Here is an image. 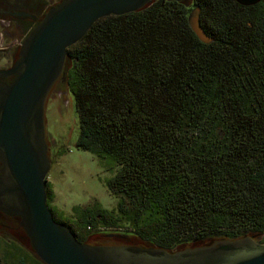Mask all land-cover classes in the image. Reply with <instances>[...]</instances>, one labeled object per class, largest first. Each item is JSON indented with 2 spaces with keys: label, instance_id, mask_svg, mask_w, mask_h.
<instances>
[{
  "label": "trees",
  "instance_id": "16d2710c",
  "mask_svg": "<svg viewBox=\"0 0 264 264\" xmlns=\"http://www.w3.org/2000/svg\"><path fill=\"white\" fill-rule=\"evenodd\" d=\"M195 8L211 44L190 27ZM64 73L77 146L113 174L118 204L67 219L47 184L57 223L84 244L98 227L169 252L264 243V0H161L103 18L68 49Z\"/></svg>",
  "mask_w": 264,
  "mask_h": 264
},
{
  "label": "water",
  "instance_id": "95a60500",
  "mask_svg": "<svg viewBox=\"0 0 264 264\" xmlns=\"http://www.w3.org/2000/svg\"><path fill=\"white\" fill-rule=\"evenodd\" d=\"M157 1L161 0H63L23 41L13 65L0 69V162L4 165L0 212L21 219L43 264H264V243L251 237L179 252L84 244L55 221L48 204L51 163L45 110L52 89L64 74L68 49L97 21L138 12ZM200 14V8L191 12L190 27L203 43L211 44L213 39L201 27Z\"/></svg>",
  "mask_w": 264,
  "mask_h": 264
},
{
  "label": "rangeland",
  "instance_id": "374dc122",
  "mask_svg": "<svg viewBox=\"0 0 264 264\" xmlns=\"http://www.w3.org/2000/svg\"><path fill=\"white\" fill-rule=\"evenodd\" d=\"M62 0H50L56 5ZM188 5L191 4L187 2ZM41 10H35L40 14ZM9 21L0 27V69H7L18 58V51L11 46L23 44L28 31L18 28L15 24L7 28ZM45 131L49 147L51 169L47 177V184L53 192L51 206L61 216L75 220V208L85 209L96 204L103 210L113 211L117 208L118 200L113 197L106 187V180L113 177L97 157L89 152L77 148L80 136V122L65 78V73L52 89L45 110ZM80 210V212L82 211ZM105 227L93 228L97 235L91 245L101 246H136L132 237H125L124 241L110 240V235H116L121 230ZM109 238V239H108ZM7 243V245H2ZM37 257L34 250L25 240V235L0 231V264H23L22 259Z\"/></svg>",
  "mask_w": 264,
  "mask_h": 264
},
{
  "label": "flooded vegetation",
  "instance_id": "af4514ba",
  "mask_svg": "<svg viewBox=\"0 0 264 264\" xmlns=\"http://www.w3.org/2000/svg\"><path fill=\"white\" fill-rule=\"evenodd\" d=\"M62 1L53 6L51 5L50 0H0V27L9 21L8 26L6 25L7 28H11L12 25L15 24L16 27L27 30L28 36L30 32L42 21L47 12L51 8L60 4ZM41 9L42 11L40 14L35 12V10ZM2 35L3 34L0 35L1 43L3 40ZM11 47L15 48V50L19 53V46H17L16 43H13ZM11 81L12 78L7 80L8 83ZM3 169L4 165L0 162V175L2 174ZM0 231H9L18 234L22 232L25 235V240L32 248L31 241L22 226L20 218L8 216L5 213L0 212ZM2 245H7V243H2Z\"/></svg>",
  "mask_w": 264,
  "mask_h": 264
}]
</instances>
